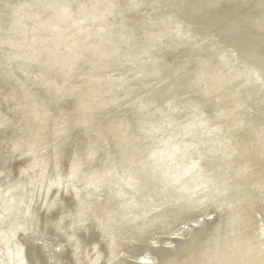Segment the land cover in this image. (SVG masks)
I'll list each match as a JSON object with an SVG mask.
<instances>
[{
    "label": "bare ground",
    "instance_id": "obj_1",
    "mask_svg": "<svg viewBox=\"0 0 264 264\" xmlns=\"http://www.w3.org/2000/svg\"><path fill=\"white\" fill-rule=\"evenodd\" d=\"M217 1L0 0V264H32L21 240L32 232L38 233L37 242L44 243L48 239L54 242L56 234L69 236L52 248L68 246L70 257L63 262L57 257L54 264H130L129 257L144 264H264V62L260 59L264 0H221L231 4V18L238 26L239 22L247 24L240 27L245 34L243 42L254 40L252 57H244V69L237 62V48L220 40L208 44L203 32L195 34L180 23L179 14L187 9ZM145 45L160 52L186 48L197 54L202 101L181 104L172 117L178 123L180 113H186L185 119L180 118L185 129L178 127L184 135L179 139H189L178 149L181 144L173 143L174 134L160 123L156 135L166 141L163 144L171 145L164 153L154 149L159 154H153L155 158L145 164L162 170L157 183L165 184L166 189L156 196L147 195L153 201L159 199L153 207L139 209L156 221L161 207L204 206L205 202L217 206L220 212L217 210L219 215L213 219L212 237L205 247H197L198 253L182 255L174 242L167 241L157 245L164 256L134 254L137 244L119 229L124 234L126 227L136 224L138 213L107 209L100 217L95 215L93 191L101 184L100 169L92 168L96 149L87 147L62 158L70 134L77 128L91 131L109 111L105 109L110 103L129 104L131 99L143 97L136 106L142 111L146 104L156 115V103L151 107L147 101L159 92L160 103L169 106L162 89L168 76L162 67H156L150 54L144 55ZM227 45L234 58L221 54ZM209 51L227 60L213 64L206 54ZM130 89L135 90L126 95ZM64 97L74 101L70 111L62 113L49 103ZM201 108L211 109L207 120H199ZM166 114L162 113L159 122L168 121ZM147 121L157 123L155 118ZM119 130L112 127L109 132ZM178 151L180 158L176 159ZM9 158L21 161L18 173H12ZM141 167L134 166L131 173L127 165L122 170L106 167L101 177L110 181L118 196L122 178L132 183L130 191L137 179H147L138 174ZM130 191L124 190V198H132ZM63 192L70 194L74 205L67 214L70 220L63 215L52 219L53 211L63 205ZM84 219L86 223L97 221L101 230L98 241L77 239L76 231ZM51 225L54 231L44 239L40 232H47ZM160 238L151 240L157 243ZM187 243L184 238L183 244ZM138 244L139 250L148 251L147 244ZM163 247L173 249V254L168 256Z\"/></svg>",
    "mask_w": 264,
    "mask_h": 264
},
{
    "label": "water",
    "instance_id": "obj_2",
    "mask_svg": "<svg viewBox=\"0 0 264 264\" xmlns=\"http://www.w3.org/2000/svg\"><path fill=\"white\" fill-rule=\"evenodd\" d=\"M230 5V3L227 4L226 2L220 0L213 3L212 5L187 9L185 12L179 14L180 23L182 25L184 24L185 28H190L194 33L196 31L203 32V35H206L204 39L208 44L223 41V43L237 48L240 53V57H242L243 55V59L238 57L237 62L240 63V68L244 69L246 67L244 57H247V55L252 57L251 54L254 40L248 41L246 43L243 42V40H245V34L242 33V30L240 31V27L242 24H240L239 22L238 26L236 22L231 18L232 16L230 14ZM241 11H243V9H241ZM244 21L245 19L242 20V22ZM246 25L247 24L242 25V27ZM232 31L234 32V34L232 33ZM136 38L137 39L135 40H137L138 42L141 40L139 34L136 35ZM132 46L138 45L132 44ZM230 46L227 45V48L221 54H226L229 58H234L232 57L233 53L230 50V48L232 47ZM146 47L148 48L144 55L148 56L150 54V56L156 62V67L158 69L162 67L165 70V74H167L168 76V80H165L166 85L162 89L164 90L163 94L166 93V97H168V103L166 105L169 106L164 108L163 105L165 103H160L161 98L156 97L159 92H157L156 94L154 92L153 95L150 96L149 101H147L150 103L151 107L153 103H156V106H153L156 107V115L151 110L147 109L148 105L146 104H143L142 111L139 110V108L136 106L137 102L143 100V97L136 100L131 99L129 104H126V101H115V103H110V106H112V108H110V106H107L105 110L107 111L109 109V111L103 113V116H105L99 118V120L95 124V127L91 129V131H85L83 129L77 128L70 134L68 140L65 143V154L62 155V158H70L71 156H73L75 151L85 150L87 147L96 149L94 152L96 153V157L93 161L94 163H92L93 165H91L92 168L100 169L98 179L101 184L97 183V187L99 188V190L93 191V194L96 196L93 203L95 215H98L100 217V215L103 214V212L107 209L119 212L124 211L123 214H127L128 210H134L136 213H138V222L136 224L134 223V225L131 227H126L124 234L118 228L123 236L129 235L128 240L135 241V243L137 244V248L134 254L151 255L150 253L153 252L155 254L164 256V252H162V250H159L158 246L161 247L162 245H165L164 242L167 241L174 242V246L178 248V253L180 252L182 255L188 254L189 252L198 253L199 250L197 247H205V244L212 237L214 224L213 219L219 215L216 214L217 210L220 212V209L217 206H210L211 202H205L204 206L197 203H192L180 208L168 209L167 207H161L160 209H158L159 218L156 221L152 219L153 217H151V215H145L142 211L144 209H139V207H153L159 199L157 201H153L147 195L156 196L158 194V191L160 192L166 189L165 184L157 183V179H160V177H162V170L153 167L152 163L145 164L148 161L151 162L155 158H153V154L164 153V150L169 148L171 145L169 143L163 144L166 141L156 135L157 129H160L161 131L160 123L166 126L163 127L166 132L168 131L169 134H174V137L172 138L173 143L178 141V144H181L178 149L182 148L181 146L185 144L187 139H189H179L180 135H183V133L181 132L182 130L178 127L183 126V128L185 129L184 125L180 123L183 122L180 118L185 119L184 116L186 113H180L181 116L177 120L178 123H174L172 121V117L174 109H178L181 104L186 102L201 103L202 101V95L198 91L199 86L197 85L198 82L200 83V78L198 76V72L196 71L197 63H195V60H197L195 59L197 54L193 51L188 52L186 48L166 49L161 50L160 52L158 49L156 50V48H153L152 45H148ZM223 49L224 48H222V50ZM206 54L210 56L209 59L213 64H219L223 60H227L224 58H219L220 54H218L217 52L214 53V51H209ZM260 59L262 60V62H264V46L263 55L260 57ZM162 62H164L163 66H161ZM157 63H159V65ZM124 69L125 68L122 67L121 70L125 71ZM84 70H86V68ZM54 75L56 74L51 75V77H54ZM57 77L58 80H62L60 76L57 75ZM249 78L252 81L255 80V76L252 72H250ZM67 81L71 83L74 82V80L72 79H68ZM134 90L130 89L128 92H126V95H129ZM134 94L135 96H137L138 92L135 91ZM10 102L11 101H9V103ZM49 103L53 108L57 106L58 110L61 109L62 113L65 109L70 111L74 107V101L72 99H69L68 97H64L60 102L51 100ZM4 105L7 106L6 103ZM118 106L119 109L117 110ZM210 110L211 109L209 108L205 111V108H201V116L199 120H207V118L209 117L208 113L211 116ZM165 111L167 112L166 115L168 116V121L159 122L162 113ZM148 117H150L151 119L155 118V121H157V123L148 122ZM112 127L119 128L120 130L116 133L109 132V129ZM67 130L68 128H66V131ZM120 134L123 138L120 137ZM188 136L189 134H187V137ZM159 140H161L162 142H160ZM242 140L243 138L241 139V145L244 143ZM120 141H122L121 145H119ZM154 149L163 150L159 153H155L153 152ZM179 151L174 154L176 159L180 158ZM167 155L169 156V154ZM148 158H150V160H147ZM9 159L10 165L13 168L12 173H18L19 164L21 163V161L17 162V160H15L14 158ZM66 161L65 165L67 163ZM155 163H162V161H156ZM0 164H3V159H1V157ZM143 164H145V166H143ZM125 165L129 167L128 172L130 173L134 170L132 169L134 166L142 165V167L137 170L138 174L144 175V177L147 179H137L136 184L130 191L132 183H127L122 178L119 190L117 189V196L115 194L113 186L110 184V181L101 176L104 175V169L106 167L113 166L118 170L120 167L122 170V166ZM142 175H138V178H142ZM147 181H154L155 184H149ZM124 190L126 192L130 191L132 194V198H127V196L126 198H124ZM69 195L70 194H67L65 192L62 193V199H64L63 205L53 211V216H50L52 219L63 215L65 216V220H70V217L67 214L73 210L74 205L72 204V198ZM169 195L170 194H168V196ZM212 211L213 213L209 214ZM148 216L150 217L148 218ZM83 221L79 226V229L76 231L77 239L83 240L85 243H93V241H98L101 230L100 226L96 223L97 221L94 222L93 220H89L87 223L85 219ZM48 229L49 230L47 232L45 230H41L40 232L41 235L43 234L42 237L44 239H48V237H51L52 235L47 234L52 230V225L49 226ZM86 233L88 234V236ZM37 236L38 233L34 234V232H32L31 234H28L27 236L25 235L21 238L24 246L26 244L28 253L27 257L29 261L31 260L30 262L32 264H54L55 259H58L57 257H61L59 259H61L62 262L64 258L70 257L68 246H62V248L57 249L52 248L55 242L58 243L59 241H61V239H65V237L69 236L64 237L61 234H56V237L52 238L54 242L48 239V241H46L45 243L41 241L37 242V240L35 239L37 238ZM160 236L161 238L158 239L157 243L151 240L152 238H159ZM33 238L37 243H34ZM184 238L188 241L187 244H183ZM142 242L144 244H147V252H144L145 249L139 250L138 243ZM45 247H49V249L45 250ZM163 249H166L168 256L172 255L174 252L173 249H168V247H163ZM135 258L129 257L128 262L130 264H144L143 262H140L139 259ZM155 264L161 263L156 262Z\"/></svg>",
    "mask_w": 264,
    "mask_h": 264
}]
</instances>
